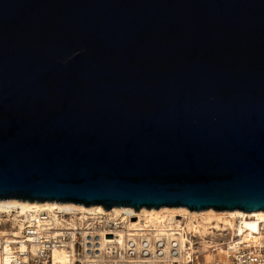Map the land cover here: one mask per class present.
<instances>
[{
  "label": "water",
  "instance_id": "95a60500",
  "mask_svg": "<svg viewBox=\"0 0 264 264\" xmlns=\"http://www.w3.org/2000/svg\"><path fill=\"white\" fill-rule=\"evenodd\" d=\"M0 199L264 211V0H0Z\"/></svg>",
  "mask_w": 264,
  "mask_h": 264
},
{
  "label": "built area",
  "instance_id": "2783aa9c",
  "mask_svg": "<svg viewBox=\"0 0 264 264\" xmlns=\"http://www.w3.org/2000/svg\"><path fill=\"white\" fill-rule=\"evenodd\" d=\"M86 216L79 215L73 226L70 214L46 209L29 217L0 213V264H264V229L258 242L245 240L232 231L226 240L218 241L222 242L223 252L217 246L210 248L219 255L217 260L195 263L197 252L191 261L183 260L184 248L190 247L185 244L190 241L183 243L181 236L189 237L196 245L201 235L186 232L182 217L167 227H150L139 234L134 230L121 238L119 232L133 217L111 219L97 213ZM16 230H20L19 236L14 234ZM214 233L212 229L209 236L217 240ZM102 234L109 239L104 244L100 242ZM58 249L68 251L65 262L55 259Z\"/></svg>",
  "mask_w": 264,
  "mask_h": 264
},
{
  "label": "bare ground",
  "instance_id": "6f19581e",
  "mask_svg": "<svg viewBox=\"0 0 264 264\" xmlns=\"http://www.w3.org/2000/svg\"><path fill=\"white\" fill-rule=\"evenodd\" d=\"M46 209L53 213H64L71 215V223L74 226L75 221L79 215L87 218L89 214H103L107 218H130L124 225V229L119 232L121 238H123L126 232H137L138 234L143 232L142 230L150 227H167L168 223H174L178 218L183 219L185 226L183 227L186 232H199L202 239L207 238L210 232L227 231L232 230L236 226L235 221L239 219V227L234 230L238 232L245 240H251L258 242L262 238V229H264V211L246 212L242 210L234 211H216L214 209H208L203 211L190 210L187 207H162L160 209H148L142 208L141 210H135L133 207H114L110 210L105 209L102 205L85 206L76 203H61L56 201L47 202H31L21 199H0V213L6 216L14 215L18 216H31L35 212ZM126 215V216H125ZM125 216V217H124ZM22 229V223L19 225ZM233 231V230H232ZM6 232V231H3ZM16 236H19L20 230L14 231ZM108 236L102 234L101 243L104 244L109 239ZM183 243L190 241V247L184 248L186 254L183 255V260L191 261L192 254L198 251L195 250V245L189 237L181 236ZM210 245L211 242L205 241ZM220 248V252H223L224 247L221 242L216 243ZM209 247H212L211 245ZM55 259L60 262H65L68 258V251L66 249H58L54 252ZM182 260V259H180ZM208 263H211L209 261Z\"/></svg>",
  "mask_w": 264,
  "mask_h": 264
},
{
  "label": "rangeland",
  "instance_id": "374dc122",
  "mask_svg": "<svg viewBox=\"0 0 264 264\" xmlns=\"http://www.w3.org/2000/svg\"><path fill=\"white\" fill-rule=\"evenodd\" d=\"M239 219H237L234 223V225L236 226L234 229H232L233 231L235 229H237L239 227ZM232 230H227V231H219V235H222L221 237L222 238H218L217 236V232L216 230H214V234L213 236L217 238V240L215 238H212L211 236H207V238L205 239H202V236L201 238H197V244L195 245V250L198 251V255H199V258L198 260H195V263L198 261L200 263H203L204 261H211V263L215 260H217L219 258V255H215V253L210 249L211 247H209L210 245L211 246H217V242L220 241V240H226ZM199 233V232H198ZM214 241H213V240ZM205 241H208V242H211L210 245H207L208 243H205ZM219 247H221V242H219Z\"/></svg>",
  "mask_w": 264,
  "mask_h": 264
}]
</instances>
